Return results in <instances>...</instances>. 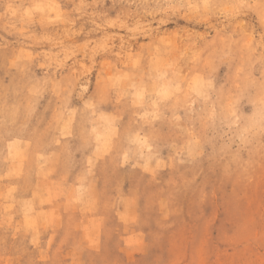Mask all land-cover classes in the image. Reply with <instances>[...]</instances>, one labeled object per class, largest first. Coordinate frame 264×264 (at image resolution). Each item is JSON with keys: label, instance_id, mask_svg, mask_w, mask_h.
Masks as SVG:
<instances>
[{"label": "rangeland", "instance_id": "1", "mask_svg": "<svg viewBox=\"0 0 264 264\" xmlns=\"http://www.w3.org/2000/svg\"><path fill=\"white\" fill-rule=\"evenodd\" d=\"M263 110L264 0H0V264H264Z\"/></svg>", "mask_w": 264, "mask_h": 264}, {"label": "bare ground", "instance_id": "2", "mask_svg": "<svg viewBox=\"0 0 264 264\" xmlns=\"http://www.w3.org/2000/svg\"><path fill=\"white\" fill-rule=\"evenodd\" d=\"M32 7V6H31ZM34 13V12H33ZM40 26V25H39ZM245 42V41H244ZM155 98V97H154ZM193 100V99H192ZM255 101V100H254ZM258 101H260V100H258ZM193 102V101H192ZM217 102H218V100H217ZM213 105V104H212ZM220 106V105H219ZM231 108V107H230ZM220 109H221V107H220ZM231 110H232V108H231ZM261 110H259V112H260ZM264 111V110H263ZM232 112V111H231ZM197 113V112H196ZM207 114V113H206ZM230 114V113H229ZM226 116V115H225ZM259 117H260V114H259ZM218 118V117H217ZM261 118V117H260ZM264 118V117H263ZM263 118H261L262 120H263ZM226 119V118H225ZM259 119V118H258ZM190 121V120H189ZM201 121V120H200ZM173 122V121H172ZM202 122V121H201ZM256 122V121H255ZM263 122V121H262ZM202 124V123H201ZM255 125V124H254ZM257 128V127H256ZM220 133V132H219ZM203 137V136H202ZM213 149V148H212ZM54 189V188H53Z\"/></svg>", "mask_w": 264, "mask_h": 264}]
</instances>
